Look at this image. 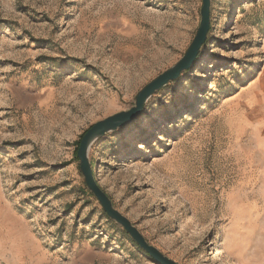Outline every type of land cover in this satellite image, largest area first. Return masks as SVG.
<instances>
[{
    "label": "rangeland",
    "instance_id": "1",
    "mask_svg": "<svg viewBox=\"0 0 264 264\" xmlns=\"http://www.w3.org/2000/svg\"><path fill=\"white\" fill-rule=\"evenodd\" d=\"M201 6L0 0V264H155L86 188L76 151L177 65ZM209 11L190 67L87 156L112 208L173 264H264V0Z\"/></svg>",
    "mask_w": 264,
    "mask_h": 264
},
{
    "label": "water",
    "instance_id": "2",
    "mask_svg": "<svg viewBox=\"0 0 264 264\" xmlns=\"http://www.w3.org/2000/svg\"><path fill=\"white\" fill-rule=\"evenodd\" d=\"M200 12L201 20L199 24V29L192 40L191 46L188 48L185 55L181 58L177 65L171 68L170 70L162 73V75H160L154 81L148 83L147 86L144 87L136 96L135 105L130 111L116 114V116L105 119L88 129L82 136L79 147L76 151V156L80 161L79 169L84 177V183L86 188H89V190L92 192L97 202L104 210L106 216L120 224L123 230L131 237L134 243L138 246V248L142 249L149 256L151 261H153L155 264L173 263L168 259L164 258L155 248L148 246L140 235V233H138L137 230L132 227V225L126 218L118 214L112 208V205L106 195L102 193L99 187H97L93 172H91L87 156L88 149L91 145L89 139L101 129L108 128V131H114L118 127L125 126L132 122V120L135 119L142 112L143 104L146 102L147 98L150 95H152L156 90L162 88V86L166 85L169 81L177 79L181 71L186 70L190 67L200 47L204 44L206 35L209 30V0H202ZM104 133H102L101 135H103Z\"/></svg>",
    "mask_w": 264,
    "mask_h": 264
},
{
    "label": "bare ground",
    "instance_id": "3",
    "mask_svg": "<svg viewBox=\"0 0 264 264\" xmlns=\"http://www.w3.org/2000/svg\"><path fill=\"white\" fill-rule=\"evenodd\" d=\"M108 130H109L108 128H104V129H101L100 131L96 132V133H95L93 136H91V138L89 139L90 142L94 141L95 138L100 137L102 133L107 132ZM90 142H89V143H90ZM214 251H215L214 258H215V256H218V255H220V254L222 253L221 249H215Z\"/></svg>",
    "mask_w": 264,
    "mask_h": 264
},
{
    "label": "trees",
    "instance_id": "4",
    "mask_svg": "<svg viewBox=\"0 0 264 264\" xmlns=\"http://www.w3.org/2000/svg\"><path fill=\"white\" fill-rule=\"evenodd\" d=\"M80 144V143H79Z\"/></svg>",
    "mask_w": 264,
    "mask_h": 264
}]
</instances>
